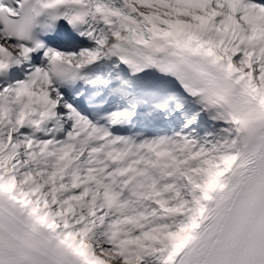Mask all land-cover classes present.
<instances>
[{
  "label": "snow or ice",
  "instance_id": "obj_1",
  "mask_svg": "<svg viewBox=\"0 0 264 264\" xmlns=\"http://www.w3.org/2000/svg\"><path fill=\"white\" fill-rule=\"evenodd\" d=\"M0 264H264V0H0Z\"/></svg>",
  "mask_w": 264,
  "mask_h": 264
}]
</instances>
